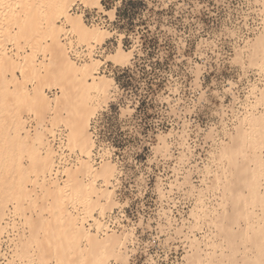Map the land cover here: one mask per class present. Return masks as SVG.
Wrapping results in <instances>:
<instances>
[{"label":"rangeland","instance_id":"374dc122","mask_svg":"<svg viewBox=\"0 0 264 264\" xmlns=\"http://www.w3.org/2000/svg\"><path fill=\"white\" fill-rule=\"evenodd\" d=\"M76 3L72 11L82 13L87 24L110 32L94 51L101 61L98 71L113 85L90 121L91 158L95 166L102 159L114 164L116 177L109 188L117 204L103 216L94 210L93 218L117 232L124 227L132 236L127 259L108 264H176L180 254L187 264L188 239L195 236L205 249V235L212 230L207 222L222 209L220 188L212 185L216 174L224 180L218 149L243 112H264L262 102L250 107L264 88V68L249 57L250 41L264 32V2L114 0L107 19L98 9ZM118 43L131 52L122 65L107 57ZM7 48H14L11 42ZM78 49L85 57V46ZM78 55H73L76 61ZM15 74L20 76L18 70ZM45 91L52 96L55 89ZM257 179L261 201L246 206L256 211L247 224L262 234L264 178ZM96 185L104 188L100 180ZM242 195L248 198L247 188ZM241 246L228 255L248 264L243 260L254 249ZM1 256L2 264L10 258ZM20 259V264H31Z\"/></svg>","mask_w":264,"mask_h":264},{"label":"bare ground","instance_id":"6f19581e","mask_svg":"<svg viewBox=\"0 0 264 264\" xmlns=\"http://www.w3.org/2000/svg\"><path fill=\"white\" fill-rule=\"evenodd\" d=\"M76 2L92 7V0H0V256H10L4 264H20L21 257L31 264L127 259L131 231L117 232L93 218L94 210L103 216L117 204L109 188L114 164L102 159L95 166L91 158L90 121L113 85L98 71L94 51L110 32L72 11ZM254 39L250 60L264 68V32ZM7 42L14 48L8 50ZM79 46H85V57L78 55ZM130 54L118 43L107 57L122 65ZM46 89L55 92L50 96ZM259 91L250 107L264 105V88ZM258 113L243 112L215 155L224 180L214 174L212 185L220 188L222 209L207 222L212 230L205 249L195 236L188 239L187 264H239L228 252L241 245L254 249L244 263L264 264V232L247 224L256 211L246 207L260 204L256 180L264 178L258 152L264 147V112ZM98 180L104 188L97 187ZM88 218L93 224L87 227Z\"/></svg>","mask_w":264,"mask_h":264},{"label":"snow or ice","instance_id":"6c2138e0","mask_svg":"<svg viewBox=\"0 0 264 264\" xmlns=\"http://www.w3.org/2000/svg\"><path fill=\"white\" fill-rule=\"evenodd\" d=\"M91 6L98 9L100 14L107 19L111 15V10H114V0H92Z\"/></svg>","mask_w":264,"mask_h":264},{"label":"built area","instance_id":"2783aa9c","mask_svg":"<svg viewBox=\"0 0 264 264\" xmlns=\"http://www.w3.org/2000/svg\"><path fill=\"white\" fill-rule=\"evenodd\" d=\"M2 245H3V246H2ZM1 248H4V244H3V242L0 244V249H1ZM1 250H2V252L4 251L3 249H1ZM1 257H3V256H1ZM175 257L178 258L179 256L176 255ZM2 262H4V261H2ZM154 264H161V263H160L159 261L156 260V261L154 262ZM176 264H182V255H181V254H180V257L178 258V260L176 261Z\"/></svg>","mask_w":264,"mask_h":264}]
</instances>
